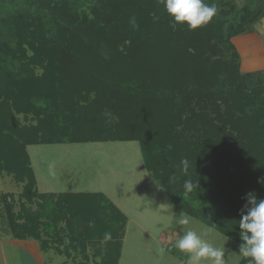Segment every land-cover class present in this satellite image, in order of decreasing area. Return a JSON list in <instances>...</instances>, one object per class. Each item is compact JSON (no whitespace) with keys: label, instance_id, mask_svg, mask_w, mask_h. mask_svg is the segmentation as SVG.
Returning a JSON list of instances; mask_svg holds the SVG:
<instances>
[{"label":"trees","instance_id":"1","mask_svg":"<svg viewBox=\"0 0 264 264\" xmlns=\"http://www.w3.org/2000/svg\"><path fill=\"white\" fill-rule=\"evenodd\" d=\"M52 2H27L11 50L19 70L0 73V174L23 184L17 212L13 195L2 197L12 236L34 238L44 251L67 241L85 259L101 242V264H118L127 216L102 192H39L27 146L134 140L146 170L182 211L242 244L244 196L254 190L264 199V72L240 70L231 38L264 9L243 5L228 22L227 3L192 30L174 22L162 0H97L90 17L72 0ZM104 43L107 56L98 49ZM166 248L188 260L175 245Z\"/></svg>","mask_w":264,"mask_h":264},{"label":"rangeland","instance_id":"2","mask_svg":"<svg viewBox=\"0 0 264 264\" xmlns=\"http://www.w3.org/2000/svg\"><path fill=\"white\" fill-rule=\"evenodd\" d=\"M28 1L0 0V44L5 43L10 48L9 52H0V73L14 74L19 70L20 62L14 60L11 53L17 49L18 20L22 21ZM71 3L73 10L85 17L92 16L93 9L97 7V0H72ZM227 3L233 6L232 11L224 15L228 22L238 20L243 5L255 11L264 9V0H216L215 4L219 10ZM125 37L128 39V33ZM32 39L39 40L32 36L25 40ZM231 41L240 54L242 72H264V17L252 23L248 30L233 36ZM126 42H122L120 48ZM108 45H98V49L108 55L111 51ZM23 48L26 54H31L26 43ZM21 61L23 63L25 59ZM33 70L35 74L41 72L39 66ZM260 78L264 82V77ZM105 118L110 120L108 113H105ZM27 151L39 192H102L127 216L118 264H192L189 254L188 260L183 261L166 248L170 244L175 245L176 240L188 230L198 234L207 231L206 239L223 249L224 264H238L242 257L239 252L241 243L189 216L174 203L146 170L137 141L42 143L28 145ZM22 188L23 184L15 182L11 175H0V204L3 205L1 197H5V192H11L14 211L17 212ZM184 215L190 217V222L180 225L178 221ZM66 242L51 243L43 253L46 264H101L103 243L89 245L86 251L88 259H85L79 249H66ZM201 264L207 262L201 261Z\"/></svg>","mask_w":264,"mask_h":264},{"label":"clouds","instance_id":"3","mask_svg":"<svg viewBox=\"0 0 264 264\" xmlns=\"http://www.w3.org/2000/svg\"><path fill=\"white\" fill-rule=\"evenodd\" d=\"M166 12L174 22L186 24L189 29L201 27L216 15L215 4L209 5L203 0H162ZM182 171L187 174L189 161H181ZM264 184V179L258 180ZM195 185L191 179L185 180L186 192L193 191ZM245 204L240 210L239 235L243 243L239 246L242 257L250 258L248 264H264V199H259L256 192L250 191L244 196ZM190 217L179 219L180 225H187ZM208 232L198 234L194 230L186 231L175 242V247L189 254L192 264H224V251L214 246L206 237Z\"/></svg>","mask_w":264,"mask_h":264},{"label":"crops","instance_id":"4","mask_svg":"<svg viewBox=\"0 0 264 264\" xmlns=\"http://www.w3.org/2000/svg\"><path fill=\"white\" fill-rule=\"evenodd\" d=\"M45 252L41 249L39 241L34 238L19 239L12 236L4 205L0 204V264H46L43 255Z\"/></svg>","mask_w":264,"mask_h":264}]
</instances>
